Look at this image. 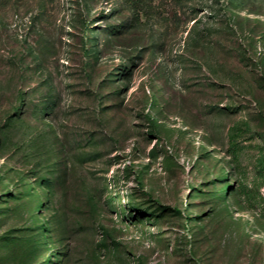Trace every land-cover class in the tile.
I'll return each instance as SVG.
<instances>
[{"label":"rangeland","instance_id":"rangeland-1","mask_svg":"<svg viewBox=\"0 0 264 264\" xmlns=\"http://www.w3.org/2000/svg\"><path fill=\"white\" fill-rule=\"evenodd\" d=\"M0 264H264V0H0Z\"/></svg>","mask_w":264,"mask_h":264}]
</instances>
